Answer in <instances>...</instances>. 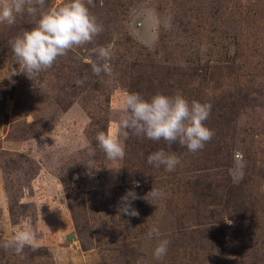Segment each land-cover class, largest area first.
<instances>
[{"label": "rangeland", "instance_id": "374dc122", "mask_svg": "<svg viewBox=\"0 0 264 264\" xmlns=\"http://www.w3.org/2000/svg\"><path fill=\"white\" fill-rule=\"evenodd\" d=\"M65 2L46 0L44 10ZM93 5L104 30L33 79L10 41L39 14L0 23V244L20 224L36 226L39 237L20 255L0 247V264H264V0ZM109 44L112 72L96 76L91 49ZM125 91L211 103L206 126L215 135L196 153L125 140ZM110 127L126 145L122 160L98 146ZM160 149L180 157L174 171L148 164ZM154 187L162 195L144 199ZM129 190L140 197L132 202L138 218L118 212ZM154 226L171 241L161 259L147 236Z\"/></svg>", "mask_w": 264, "mask_h": 264}, {"label": "clouds", "instance_id": "9594fccd", "mask_svg": "<svg viewBox=\"0 0 264 264\" xmlns=\"http://www.w3.org/2000/svg\"><path fill=\"white\" fill-rule=\"evenodd\" d=\"M46 0H0V23L12 25L18 14H27L39 19L30 31H24L22 35L10 41L11 50L18 60L21 72L30 79L39 75L42 71L50 69L58 57L64 56L74 47H82L94 42V39L104 30L97 18L90 12L89 5L93 0H67L59 7L45 8ZM94 6V5H93ZM95 54V60H88L92 72L96 76L101 73L112 72V45L99 46L91 49ZM78 79L76 84L83 85L84 80ZM123 111L119 119L120 127L125 129L124 139L129 134L147 138L152 141H165L168 145L179 143L185 146L191 153L202 150L206 143L215 135L214 130L206 126V121L211 114V103H201L197 100L189 101L182 94L174 96L158 93L150 99H146L138 92L123 93ZM96 140L99 148L105 153L108 160H122L126 156L125 143L115 135L111 129L100 131ZM89 157L95 156V150L88 153ZM236 157H242L240 152H235ZM149 165L172 172L181 163L180 157L175 153L160 149L148 156ZM94 160L88 161L91 167ZM134 187H139L134 182ZM162 192L155 187L144 199L151 196L157 198ZM140 199L138 194L129 190L120 199L118 212L131 217H139L140 213L132 207V202ZM54 210V209H53ZM149 238L157 240L153 255L161 259L168 252L170 240L161 238L158 227H153L147 233ZM38 232L33 224L17 226L12 238L0 244L5 251L12 248L20 255L26 246L33 250L38 247ZM137 264H144L143 258L137 260Z\"/></svg>", "mask_w": 264, "mask_h": 264}]
</instances>
